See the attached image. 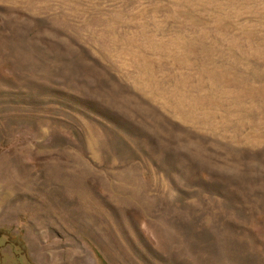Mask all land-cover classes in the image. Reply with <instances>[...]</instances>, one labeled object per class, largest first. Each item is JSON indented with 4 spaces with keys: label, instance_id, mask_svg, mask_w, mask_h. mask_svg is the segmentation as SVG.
Returning a JSON list of instances; mask_svg holds the SVG:
<instances>
[{
    "label": "rangeland",
    "instance_id": "obj_1",
    "mask_svg": "<svg viewBox=\"0 0 264 264\" xmlns=\"http://www.w3.org/2000/svg\"><path fill=\"white\" fill-rule=\"evenodd\" d=\"M0 233L31 264H264V0H0Z\"/></svg>",
    "mask_w": 264,
    "mask_h": 264
},
{
    "label": "flooded vegetation",
    "instance_id": "obj_2",
    "mask_svg": "<svg viewBox=\"0 0 264 264\" xmlns=\"http://www.w3.org/2000/svg\"><path fill=\"white\" fill-rule=\"evenodd\" d=\"M3 235V239L0 243V252L2 253H5V256L7 255H11L9 257H5L3 256L1 253H0V264H31L30 262L27 261L25 255H24V258L22 257L20 260H18L16 257L14 258V256H12V251H9L8 250V244L9 242L8 241H12V242H15V240L17 239H9V238H6V233H0V236ZM7 246V247H6ZM6 247V248H5ZM5 248V249H3ZM3 249V250H2Z\"/></svg>",
    "mask_w": 264,
    "mask_h": 264
}]
</instances>
